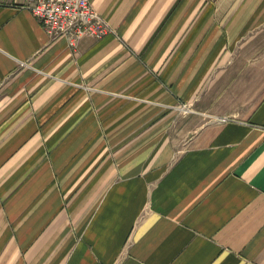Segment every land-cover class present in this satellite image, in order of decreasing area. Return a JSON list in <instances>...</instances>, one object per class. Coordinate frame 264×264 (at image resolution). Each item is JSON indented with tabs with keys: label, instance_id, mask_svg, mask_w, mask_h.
Wrapping results in <instances>:
<instances>
[{
	"label": "crops",
	"instance_id": "crops-1",
	"mask_svg": "<svg viewBox=\"0 0 264 264\" xmlns=\"http://www.w3.org/2000/svg\"><path fill=\"white\" fill-rule=\"evenodd\" d=\"M31 2L0 0V264H264V0H90L75 48Z\"/></svg>",
	"mask_w": 264,
	"mask_h": 264
},
{
	"label": "built area",
	"instance_id": "built-area-1",
	"mask_svg": "<svg viewBox=\"0 0 264 264\" xmlns=\"http://www.w3.org/2000/svg\"><path fill=\"white\" fill-rule=\"evenodd\" d=\"M28 8L52 40L64 38L73 48L85 37L101 39L110 31L90 0H33ZM179 110L191 112L187 106Z\"/></svg>",
	"mask_w": 264,
	"mask_h": 264
},
{
	"label": "rangeland",
	"instance_id": "rangeland-1",
	"mask_svg": "<svg viewBox=\"0 0 264 264\" xmlns=\"http://www.w3.org/2000/svg\"><path fill=\"white\" fill-rule=\"evenodd\" d=\"M262 34L264 35V29L262 30ZM193 111H197L196 109H198V108H196V107H192L191 108Z\"/></svg>",
	"mask_w": 264,
	"mask_h": 264
}]
</instances>
